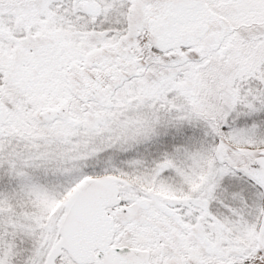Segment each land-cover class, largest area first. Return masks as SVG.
I'll return each instance as SVG.
<instances>
[{
  "label": "snow or ice",
  "instance_id": "6c2138e0",
  "mask_svg": "<svg viewBox=\"0 0 264 264\" xmlns=\"http://www.w3.org/2000/svg\"><path fill=\"white\" fill-rule=\"evenodd\" d=\"M0 264H264V0H0Z\"/></svg>",
  "mask_w": 264,
  "mask_h": 264
}]
</instances>
